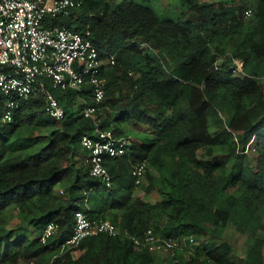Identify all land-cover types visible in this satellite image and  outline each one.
Returning <instances> with one entry per match:
<instances>
[{
    "label": "trees",
    "instance_id": "trees-1",
    "mask_svg": "<svg viewBox=\"0 0 264 264\" xmlns=\"http://www.w3.org/2000/svg\"><path fill=\"white\" fill-rule=\"evenodd\" d=\"M115 1L82 0L54 23L90 29L101 50L116 53L97 116L100 128L131 139L129 150L106 160L107 187L82 143L96 134L82 113L85 95L50 88L62 119L49 116L43 95L22 100L13 120L0 122V264H264V0H183L177 18ZM234 58L244 62L240 74ZM143 160L147 184L138 185L133 166ZM140 187L164 197L136 196ZM79 210L133 235L193 236L195 252L160 258L102 233L85 238L79 255L51 262ZM50 223L56 233L43 244ZM228 225L247 236L239 260L224 240Z\"/></svg>",
    "mask_w": 264,
    "mask_h": 264
},
{
    "label": "built area",
    "instance_id": "built-area-1",
    "mask_svg": "<svg viewBox=\"0 0 264 264\" xmlns=\"http://www.w3.org/2000/svg\"><path fill=\"white\" fill-rule=\"evenodd\" d=\"M81 5L82 0H0V122H11L22 100L37 95L44 96L51 118H64L65 107L51 87L87 95L83 97L82 113L94 119L96 134L85 135L82 143L90 151L91 174L111 187L112 174L106 160L124 155L132 142L130 138L117 137L111 129L100 128L101 119L97 116L106 98L103 73L109 64L116 63V53L101 50L90 29L78 31L54 23L56 18L71 16ZM221 59L214 63L216 68ZM243 67L244 62L235 58L230 65L237 74L243 72ZM147 168L146 160L133 166L138 185L144 183ZM55 233L56 225L48 224L40 236L41 242L47 244ZM102 233L125 235L153 253L162 251L171 257L182 251L191 252L188 246L194 242L193 236L159 238L152 229L133 235L110 219L92 218L79 210L71 236L59 244L51 262L67 251L78 253L85 238Z\"/></svg>",
    "mask_w": 264,
    "mask_h": 264
},
{
    "label": "rangeland",
    "instance_id": "rangeland-1",
    "mask_svg": "<svg viewBox=\"0 0 264 264\" xmlns=\"http://www.w3.org/2000/svg\"><path fill=\"white\" fill-rule=\"evenodd\" d=\"M121 0H116V2H120ZM136 2L146 5V6H150L154 11H156L160 16L162 17H167V18H177V16L179 15L180 12V7L183 0H135ZM204 1V0H201ZM224 1H231V0H224ZM142 47H147L146 45H142ZM139 134H142V132H138ZM255 141L251 142L248 148V154L251 157L252 160L255 159L256 157V152H255ZM144 183L147 184V180L145 179ZM136 196H141L145 199H148L150 201H157L160 200L164 197V195L160 192H158L157 190H153L150 192H146L145 190L138 188L136 191ZM33 236H37V234L33 235ZM224 240L229 241L230 243L233 244V248H234V257L235 259H241L242 257L245 256L246 254V249L248 246V242H247V236L241 234L240 232H238L234 226L232 225H228L225 229L224 232ZM197 242L192 245L188 246V249H191V252H188V250L185 251V253L183 254L184 256L188 255V254H192L195 252V248H196ZM8 251V246L6 245L4 247V252ZM77 254V253H76ZM156 255H158L160 258H164L167 256L166 253L160 251V252H155ZM79 255V252L78 254Z\"/></svg>",
    "mask_w": 264,
    "mask_h": 264
}]
</instances>
